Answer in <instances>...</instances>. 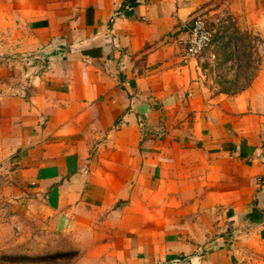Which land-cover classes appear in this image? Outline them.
<instances>
[{
  "label": "crops",
  "instance_id": "1",
  "mask_svg": "<svg viewBox=\"0 0 264 264\" xmlns=\"http://www.w3.org/2000/svg\"><path fill=\"white\" fill-rule=\"evenodd\" d=\"M124 2L0 0V264H264V57L181 46L225 15L259 52L264 0ZM8 209L61 241L8 259Z\"/></svg>",
  "mask_w": 264,
  "mask_h": 264
},
{
  "label": "rangeland",
  "instance_id": "2",
  "mask_svg": "<svg viewBox=\"0 0 264 264\" xmlns=\"http://www.w3.org/2000/svg\"><path fill=\"white\" fill-rule=\"evenodd\" d=\"M196 17H202L203 19L207 20V23L210 27L215 28V33L221 36L223 41L227 43V45L231 46L230 54H228L230 57L235 58L237 61L241 60L242 62V77L241 79L242 83H245L249 80V78L256 72V68L258 64H261L263 61L264 55L260 52H256L255 47L257 44V39L254 37H251L245 33H239V32H228L224 33V35H221L223 33L219 32V29L222 25H227L229 23V18H227L225 15H218V16H204L199 15ZM219 18L220 22H216L215 19ZM229 20V21H227ZM213 34V36H214ZM212 53H214L215 57L213 59H210L208 57V53L205 52L202 57L198 58L200 61H203L204 63H212L216 59V54L214 52V45L213 48L210 50ZM11 210H7L6 215L7 220H12V222L8 225V227L4 230L5 235L8 236L7 239L4 240L5 248L8 250V253L5 254V257L8 259H12L13 261H21L24 260V257H27V254L23 251L26 249L27 245L31 244V240H25L28 237L34 238V241L37 245L36 251L43 248V245L48 242H60L59 237L51 234V231H48L47 228H45L43 225L38 224L37 222L29 220L25 215L21 217H11L12 215ZM10 216V218H9ZM29 220V223H26V227H23L21 225L20 220ZM14 231V232H13ZM7 232H9L7 234ZM21 232L20 237L17 236V233ZM34 236V237H33ZM43 236L46 237L45 241L42 239ZM7 245V246H6ZM73 252H63L61 251H54L52 253H36L30 256V259L33 261H36L40 264H70L73 262L76 258H79L78 255H73Z\"/></svg>",
  "mask_w": 264,
  "mask_h": 264
},
{
  "label": "built area",
  "instance_id": "3",
  "mask_svg": "<svg viewBox=\"0 0 264 264\" xmlns=\"http://www.w3.org/2000/svg\"><path fill=\"white\" fill-rule=\"evenodd\" d=\"M215 20L220 22L219 18ZM214 33L215 28L210 27L207 20L202 17L193 18L188 29V35L181 41L182 60L186 62L192 57L200 58L205 52L208 53L210 59H213L215 55L210 50L214 45ZM258 45L259 52L264 55V44L261 42Z\"/></svg>",
  "mask_w": 264,
  "mask_h": 264
},
{
  "label": "trees",
  "instance_id": "4",
  "mask_svg": "<svg viewBox=\"0 0 264 264\" xmlns=\"http://www.w3.org/2000/svg\"><path fill=\"white\" fill-rule=\"evenodd\" d=\"M126 2L129 4V7H132L135 4V0H125V2L123 3L122 6H124V4H126Z\"/></svg>",
  "mask_w": 264,
  "mask_h": 264
},
{
  "label": "water",
  "instance_id": "5",
  "mask_svg": "<svg viewBox=\"0 0 264 264\" xmlns=\"http://www.w3.org/2000/svg\"><path fill=\"white\" fill-rule=\"evenodd\" d=\"M62 49H63L62 46L57 47L58 52H62Z\"/></svg>",
  "mask_w": 264,
  "mask_h": 264
}]
</instances>
